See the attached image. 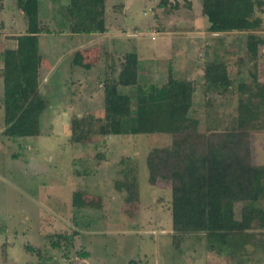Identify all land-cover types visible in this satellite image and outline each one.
Wrapping results in <instances>:
<instances>
[{
  "label": "rangeland",
  "instance_id": "obj_1",
  "mask_svg": "<svg viewBox=\"0 0 264 264\" xmlns=\"http://www.w3.org/2000/svg\"><path fill=\"white\" fill-rule=\"evenodd\" d=\"M260 1L252 14L260 21L256 30L216 34L207 31L201 0H105V31L71 36L67 0H38L39 22L52 31L37 38L38 93L46 103L38 136L11 140L1 135L0 81V264H264V228L252 227L224 248L207 243L202 234L172 235L170 184L157 179L150 185L145 161L152 149L170 146V135L106 136L99 128L103 82L116 79L126 53L137 58L136 85L119 91L133 99L132 107L134 97L144 107L153 106L168 79L187 80L193 86L188 118L196 121V132L210 135L232 127L237 85L249 83L251 74L264 81ZM24 31L14 0H2L0 68L3 47L15 51ZM75 54L78 66L72 64ZM212 60L227 63L232 80L231 91L220 97L202 78ZM238 75L244 82L235 81ZM77 133L87 140L75 143ZM252 140L253 134L249 163L255 165ZM125 166L137 177L138 198L129 204L118 173ZM74 191L84 198L76 214L70 206ZM248 205L264 210V201L238 203L234 217ZM72 231L78 233L70 243ZM82 251L86 259L77 254Z\"/></svg>",
  "mask_w": 264,
  "mask_h": 264
},
{
  "label": "trees",
  "instance_id": "obj_2",
  "mask_svg": "<svg viewBox=\"0 0 264 264\" xmlns=\"http://www.w3.org/2000/svg\"><path fill=\"white\" fill-rule=\"evenodd\" d=\"M104 2L67 0L65 11L69 34L103 33ZM200 4L209 33L251 32L260 23L257 17H252L254 7L261 4L260 0H201ZM14 5L25 21V31L16 38L15 51L2 53L0 68L1 135L11 140L39 135V117L46 103L38 93L37 36L52 33L39 22L38 0H14ZM122 59L116 79L103 82L104 123L99 127L100 132L106 136L170 135V146L152 149L145 161L150 185L157 179L170 184L168 209L172 235L202 234L207 243L224 248L246 230L264 228V210L248 205L240 209L238 219L233 213L235 204L264 201V165L249 163V136L264 133V83H259L257 76L251 74L249 83L238 84L234 125L219 133L199 135L195 129L196 121L188 118L193 93L191 82L168 79L153 106L144 107L134 97L132 107L133 99L122 94L119 88L131 89L136 85L137 58L134 53H126ZM72 64L80 65L77 54ZM81 66L88 68L87 65ZM227 67V63L219 60L204 65L202 78L207 90L218 96L231 91L232 80ZM77 129L73 122L71 133ZM86 136L77 133L73 140L82 142L87 140ZM118 173L122 175L120 187L126 195L124 202H136V171L126 168ZM83 201L81 192L71 193L73 213L83 208ZM77 233L72 231L68 235L70 243ZM62 236L68 239L66 235ZM25 249L33 251L31 247ZM77 254L82 259L88 257L87 252ZM126 264L138 263L129 260Z\"/></svg>",
  "mask_w": 264,
  "mask_h": 264
},
{
  "label": "crops",
  "instance_id": "obj_3",
  "mask_svg": "<svg viewBox=\"0 0 264 264\" xmlns=\"http://www.w3.org/2000/svg\"><path fill=\"white\" fill-rule=\"evenodd\" d=\"M39 36H37L38 38ZM6 50V47L4 49L3 47V50L2 52H4ZM1 52V53H2ZM232 64V63H231ZM240 75V74H239ZM239 75L235 78V81L237 82H244V80H241ZM259 82L260 83H264V81H262L261 79H259ZM218 96V95H217ZM220 97V96H219ZM220 104V103H219ZM220 106V105H219ZM224 107V106H222ZM227 108H232L233 107H229L227 106ZM235 109V108H234ZM253 147L256 148L255 150V153H254V159H255V165H264V154L262 155V152H264V133H260V134H254L253 135V140H252V144H251ZM252 151V150H251Z\"/></svg>",
  "mask_w": 264,
  "mask_h": 264
}]
</instances>
